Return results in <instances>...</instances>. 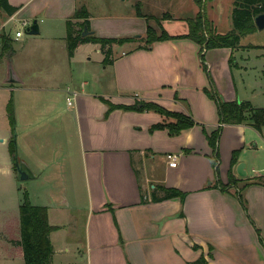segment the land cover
I'll use <instances>...</instances> for the list:
<instances>
[{
  "label": "crops",
  "instance_id": "crops-1",
  "mask_svg": "<svg viewBox=\"0 0 264 264\" xmlns=\"http://www.w3.org/2000/svg\"><path fill=\"white\" fill-rule=\"evenodd\" d=\"M91 1L9 0L18 7L13 14L0 7L2 119L8 122L0 129V142H8L3 162L16 175L12 149L17 132L15 150L34 174L25 181L24 192L33 205L47 208L49 223L57 226L50 234V264L70 251L86 256V264H186L201 255L208 264H264V127L220 123L217 102L206 91L212 78L224 99L264 107L257 100L264 97V83L255 81L245 95L236 92L234 71L243 75L253 68L237 60L231 66L230 56L238 49H211L205 68L201 46L190 38L150 45L141 39L148 25L161 32L168 22L185 27L167 31L170 35L187 34L192 11L183 8L184 2H173L172 12L157 20L142 11L144 4L152 11L151 1L137 0L139 14L137 8L120 16L104 10L102 17ZM81 6L96 35L132 37L112 45L109 64L102 63L97 43H81L68 56L66 21ZM32 20L38 34L26 31ZM13 21L26 23L25 28L13 33L8 30ZM116 24L122 31L113 28ZM20 30L26 34L16 37ZM245 36L241 52L254 48L242 43ZM104 99L125 105L155 102L191 116L196 124L176 134L167 128L151 130L163 121L161 114L122 108L107 113ZM220 128L215 165L206 133ZM169 153L176 156V166ZM239 162H245L246 176L237 173ZM230 170L238 181L223 191L217 183L228 184ZM158 186L185 192L184 202L179 197L153 201L155 191L163 195ZM21 204L22 199L19 208ZM2 228L0 233L9 234L8 223ZM4 239L0 264L25 262L23 248L12 237Z\"/></svg>",
  "mask_w": 264,
  "mask_h": 264
},
{
  "label": "trees",
  "instance_id": "trees-1",
  "mask_svg": "<svg viewBox=\"0 0 264 264\" xmlns=\"http://www.w3.org/2000/svg\"><path fill=\"white\" fill-rule=\"evenodd\" d=\"M198 6V11L195 16L188 19L189 31L182 36L170 35L165 29L158 34V32L152 26L148 25L145 41L146 44H152L156 41H164L173 38H190L197 42L201 46V59L204 64V57L202 52L205 49L229 47L231 49L244 47L241 45V38L245 35L254 33L257 31L254 18L256 15L264 12V0H235V8L233 10V27L227 33H219L205 15L204 9L207 0H193ZM0 7L9 14H13L18 10V7L10 4L9 0H0ZM139 14V8H137ZM75 19V21H74ZM79 19H82L79 21ZM87 29L89 34L83 35V32ZM132 39L125 38H109L96 35L91 30V23L89 20V12L85 6H81L76 9L70 19L66 21V44L69 58H72L79 44L81 43H97L100 45L104 54L103 64H109L113 60L112 57V45L115 43L123 44L124 42ZM3 45L6 47L5 39L3 38ZM230 63L234 62V56L231 55ZM205 68L206 65L204 64ZM211 79V88L206 89L207 94L212 97L218 105L219 122L222 124H241L249 123L257 130H261L264 127V107H256L250 101L244 100H226L223 96L214 88V83ZM103 99V98H102ZM105 100V99H104ZM103 100V101H104ZM105 102L109 105V110L113 111L117 108L125 110H153L162 116H168L176 118L175 122H159L151 126V130L157 129H169L170 133H180L183 129L190 128L196 124L195 120L181 112H174L166 109L155 102H145L135 100L133 104H113L108 100ZM8 111L11 119L14 121V108L13 102L10 101L8 105ZM221 128L207 134V138L210 146L213 150V163H218V141L220 137ZM14 144V143H13ZM15 153V146L13 145L12 154ZM237 158V152L233 153L231 161V168L235 165ZM237 179L234 178L232 170L229 172V183L223 184L218 182L217 185L221 190L226 191L231 185L237 183ZM158 190L163 192V195H158L155 191L152 195L153 201H161L174 197H179L184 202L186 193L174 187L158 186ZM23 202L19 208V221H20V245L23 248V255L25 264H50L52 256L54 254V246L50 239V234L57 229V226L49 223L48 210L46 207L35 206L31 203L29 195L24 192ZM241 203L245 210L247 206L240 196ZM182 214V212H181ZM260 234V231L258 232ZM261 241L264 243V237H261ZM18 243V244H19ZM195 249H199L198 245L194 246ZM186 264H208L204 255H201L194 262H187Z\"/></svg>",
  "mask_w": 264,
  "mask_h": 264
},
{
  "label": "rangeland",
  "instance_id": "rangeland-1",
  "mask_svg": "<svg viewBox=\"0 0 264 264\" xmlns=\"http://www.w3.org/2000/svg\"><path fill=\"white\" fill-rule=\"evenodd\" d=\"M144 1L146 2L151 1L153 9L152 11H150V9L144 4L142 5V11L146 15L149 13H153L154 17L157 20L166 18L164 14L165 11L172 12L173 2L175 3L184 2L185 5L183 6V8H185L186 11L187 10L192 11V13L188 11L189 12L188 15H192V16L196 15L197 13L196 10L198 8V6L194 3L193 0H144ZM234 1L235 0H207L204 9L205 15L208 18V20L211 22L212 26H214V28H216V30L219 33H227L232 29L233 10L235 8ZM179 3L177 5H179ZM91 5L93 6V10L96 11V15L98 17H102V13H104V10L110 11L112 14H116L120 16V15H125V13H128L132 9L136 10V8H139V6L137 5V0H92ZM156 19L153 21L154 24L156 23L155 22ZM33 22H34L33 20L30 21L28 25L31 26ZM160 23L161 22H159V24ZM20 28L24 29L25 27L22 24H20V22L18 21H13L8 26V30H11L13 33H15V31ZM113 28L114 29L116 28L119 31H122L123 29L118 24H116V26ZM164 28L166 29V31L171 33H176L185 30L183 22L164 23ZM156 31L158 32V34L160 33L159 30ZM24 34L26 33L24 32ZM145 37L146 36H141V39L144 41ZM242 43L251 45L254 48L260 45V47L264 49V29L262 30L257 29L256 32L252 34H248L242 39ZM239 48L232 49V50L238 49L235 52V55L233 54L234 62L235 60H237L239 64L245 63L246 65H250L251 67H253L250 68L248 72L243 75L234 71L236 92L239 93L240 95H245V92H249L250 86L255 81L258 80V82L261 81L264 83V54H263L264 50H261V48H255V49L253 48L241 52L240 51L241 49ZM120 51H122L121 48ZM206 51H208L207 54ZM209 51H211V49H205L202 52L204 61H206V58H208ZM249 56H250V62H247V60H249ZM91 57H93V59H96V53H91ZM233 63L231 64V66H234ZM1 77L2 76L0 74V81H1ZM257 100L260 103H263L264 97L259 96L257 97ZM252 104L255 105L253 102ZM3 105H4V93L2 90H0V110L2 109V111L4 112V113L0 112V129L2 128L3 122L5 123V125L8 124V122L3 121L2 119L3 116L6 114L5 106L3 107ZM163 117H164L163 121L165 122H175L177 120L176 118L173 117H168V116H163ZM1 133L3 134L4 132H0V134ZM16 133L17 132H14V135H16ZM7 144H8L7 141H5L4 143L0 142V226L1 228L3 226L5 227L6 223H8V226L10 228V231L8 229L9 234H7L6 232L0 233V241L3 242V244L6 243V240L4 239L5 236L10 238L12 237L13 241L17 243H19L21 240L20 221H19V202L21 201V199L23 202L24 198H22V195L25 190L24 186L27 183L25 181H21L17 177V175H14V173L6 169L5 163L3 162V155H4L3 151L5 148L4 146H7ZM13 145L15 146L16 149L17 144L16 145L13 144ZM85 260H86V256H84V258L81 259V256H79L77 253L70 251V252H64L63 257L62 256L58 257L55 264H86ZM16 264H25V262L24 261L17 262Z\"/></svg>",
  "mask_w": 264,
  "mask_h": 264
},
{
  "label": "water",
  "instance_id": "water-1",
  "mask_svg": "<svg viewBox=\"0 0 264 264\" xmlns=\"http://www.w3.org/2000/svg\"><path fill=\"white\" fill-rule=\"evenodd\" d=\"M254 21H255V24L257 26V29H259V30L264 29V12L256 15L254 18ZM26 31L29 34H38L39 33V26L37 24V21H34L31 26H27ZM89 33H90V31L85 29V31L83 32V35H87ZM13 141H14V144L16 145L17 144V136L16 135H14ZM12 159H13V164L15 166L14 169H15L16 175L21 181H27V180H30L34 177L33 172L29 169V167L26 165V163L23 160L19 159L17 150H15V153L13 154ZM245 166H246L245 162H239L237 165V168H236L237 173L242 177L247 175V172L245 170Z\"/></svg>",
  "mask_w": 264,
  "mask_h": 264
},
{
  "label": "built area",
  "instance_id": "built-area-1",
  "mask_svg": "<svg viewBox=\"0 0 264 264\" xmlns=\"http://www.w3.org/2000/svg\"><path fill=\"white\" fill-rule=\"evenodd\" d=\"M26 23L23 24V26H25ZM24 34V31L23 30H20V31H17L16 32V37H20ZM72 96H75V93H72ZM68 103L71 104V98H68ZM167 157L171 160L170 164L171 166H176L177 165V162H176V159H175V155H173L172 153H169L167 155Z\"/></svg>",
  "mask_w": 264,
  "mask_h": 264
}]
</instances>
